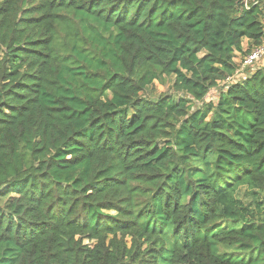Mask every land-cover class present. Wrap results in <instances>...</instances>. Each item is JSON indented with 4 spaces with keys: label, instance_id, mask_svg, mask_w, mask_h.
I'll use <instances>...</instances> for the list:
<instances>
[{
    "label": "trees",
    "instance_id": "trees-1",
    "mask_svg": "<svg viewBox=\"0 0 264 264\" xmlns=\"http://www.w3.org/2000/svg\"><path fill=\"white\" fill-rule=\"evenodd\" d=\"M263 44L264 0H0V264H264Z\"/></svg>",
    "mask_w": 264,
    "mask_h": 264
},
{
    "label": "rangeland",
    "instance_id": "rangeland-1",
    "mask_svg": "<svg viewBox=\"0 0 264 264\" xmlns=\"http://www.w3.org/2000/svg\"><path fill=\"white\" fill-rule=\"evenodd\" d=\"M262 59H264V55L257 61L255 62L251 67H248L246 69H243V73L240 75V77L244 76L245 72H253L257 67H260V64H262ZM171 85H172V80L169 78H166L164 82H155L154 83V88L152 89V92L149 94V96L152 99L158 98L160 95L163 94H170L171 92ZM217 90H213L210 92V94L205 98V102H212L215 103L218 95ZM5 200H0V206H3Z\"/></svg>",
    "mask_w": 264,
    "mask_h": 264
},
{
    "label": "built area",
    "instance_id": "built-area-1",
    "mask_svg": "<svg viewBox=\"0 0 264 264\" xmlns=\"http://www.w3.org/2000/svg\"><path fill=\"white\" fill-rule=\"evenodd\" d=\"M264 55V44L255 48L251 51L249 55L244 57L241 65V69L251 67L255 62H257Z\"/></svg>",
    "mask_w": 264,
    "mask_h": 264
},
{
    "label": "crops",
    "instance_id": "crops-1",
    "mask_svg": "<svg viewBox=\"0 0 264 264\" xmlns=\"http://www.w3.org/2000/svg\"><path fill=\"white\" fill-rule=\"evenodd\" d=\"M242 45H243V47L245 48V47L247 46V41L245 40V41L242 43ZM240 60H241L240 56L237 55L236 58H235V62H236V63H239ZM261 61H262V64H260V67L264 65V59H262ZM257 68H259V67H257ZM245 69H246V68H245ZM240 70H241V69H240ZM242 71H243V70H242ZM242 71H241V74L243 73ZM241 74H240V75H241ZM243 77H244V76H243Z\"/></svg>",
    "mask_w": 264,
    "mask_h": 264
}]
</instances>
